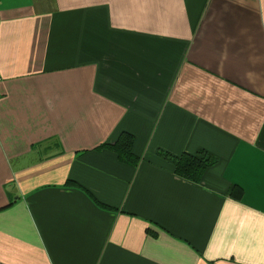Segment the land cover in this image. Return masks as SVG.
Segmentation results:
<instances>
[{
	"label": "crops",
	"instance_id": "crops-1",
	"mask_svg": "<svg viewBox=\"0 0 264 264\" xmlns=\"http://www.w3.org/2000/svg\"><path fill=\"white\" fill-rule=\"evenodd\" d=\"M0 74V264H264V0H0Z\"/></svg>",
	"mask_w": 264,
	"mask_h": 264
},
{
	"label": "trees",
	"instance_id": "trees-1",
	"mask_svg": "<svg viewBox=\"0 0 264 264\" xmlns=\"http://www.w3.org/2000/svg\"><path fill=\"white\" fill-rule=\"evenodd\" d=\"M135 140L136 138L133 133L121 131L113 142L102 143L95 149H109L120 162L131 167H137L142 157L135 150ZM159 154L171 160L176 175L193 182L201 181L204 171L217 162V159L205 150H200L197 154L182 153L181 155H172L169 152L161 150ZM66 184L84 188L71 178L67 180ZM84 189L89 192L86 188ZM242 192V187L237 184H233L229 190V194L237 198L242 196ZM98 203L103 207L111 208L100 202Z\"/></svg>",
	"mask_w": 264,
	"mask_h": 264
},
{
	"label": "built area",
	"instance_id": "built-area-1",
	"mask_svg": "<svg viewBox=\"0 0 264 264\" xmlns=\"http://www.w3.org/2000/svg\"><path fill=\"white\" fill-rule=\"evenodd\" d=\"M2 84H3V77L0 74V94H1Z\"/></svg>",
	"mask_w": 264,
	"mask_h": 264
}]
</instances>
